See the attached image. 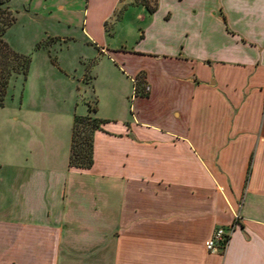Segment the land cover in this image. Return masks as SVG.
<instances>
[{
	"label": "crops",
	"instance_id": "0c3cea01",
	"mask_svg": "<svg viewBox=\"0 0 264 264\" xmlns=\"http://www.w3.org/2000/svg\"><path fill=\"white\" fill-rule=\"evenodd\" d=\"M81 5L49 37L128 86L109 76L80 112L71 80L55 100L38 82L0 108V264H264V0ZM76 116L103 121L89 169L70 166Z\"/></svg>",
	"mask_w": 264,
	"mask_h": 264
},
{
	"label": "rangeland",
	"instance_id": "374dc122",
	"mask_svg": "<svg viewBox=\"0 0 264 264\" xmlns=\"http://www.w3.org/2000/svg\"><path fill=\"white\" fill-rule=\"evenodd\" d=\"M55 1L58 0H51L53 4ZM68 1L67 12L64 13L56 10L55 5L50 4V7H47L45 0H9L2 6V8L8 7L17 19L6 34V41L16 52L29 55L32 59L26 83L22 76H14L11 79L5 105L6 102L21 101L24 91L28 92V84L33 86L35 83L45 81L48 84L45 90L46 99L55 100L59 89H63L59 81L63 79L74 83L81 112L90 105L93 106L95 100L100 104L105 95L106 79L109 76L123 84L124 89L128 86L123 83V78L119 74L108 75V64L102 61V57L93 46L49 37L68 34L67 30L58 28L50 19H58L62 16L74 22L80 19L78 10L82 7L83 0ZM130 79L133 87L135 79L142 88L147 84L138 76L131 75ZM89 137L90 130L80 125L76 132V148L79 149L81 145L86 148L85 142Z\"/></svg>",
	"mask_w": 264,
	"mask_h": 264
},
{
	"label": "trees",
	"instance_id": "16d2710c",
	"mask_svg": "<svg viewBox=\"0 0 264 264\" xmlns=\"http://www.w3.org/2000/svg\"><path fill=\"white\" fill-rule=\"evenodd\" d=\"M9 0H0V108L5 106L10 81L14 76H22L27 82L32 59L29 55L16 52L6 41L7 31L17 19L8 7L2 8ZM103 121L91 116H76L73 127V140L70 156V166L89 169L93 165V135L100 129ZM80 125L90 130V137L79 149L76 148V132Z\"/></svg>",
	"mask_w": 264,
	"mask_h": 264
},
{
	"label": "built area",
	"instance_id": "2783aa9c",
	"mask_svg": "<svg viewBox=\"0 0 264 264\" xmlns=\"http://www.w3.org/2000/svg\"><path fill=\"white\" fill-rule=\"evenodd\" d=\"M134 84V95L139 93V81L137 79L133 80ZM145 87L142 88L143 94H148L150 92V87L148 84H144ZM236 221L240 219L239 215H236ZM234 227H218L214 230L212 236L206 241L205 248L211 254L223 253L229 243V238Z\"/></svg>",
	"mask_w": 264,
	"mask_h": 264
}]
</instances>
